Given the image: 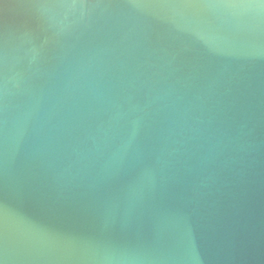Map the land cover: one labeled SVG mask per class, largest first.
<instances>
[{
    "label": "water",
    "instance_id": "1",
    "mask_svg": "<svg viewBox=\"0 0 264 264\" xmlns=\"http://www.w3.org/2000/svg\"><path fill=\"white\" fill-rule=\"evenodd\" d=\"M0 264H264V0H0Z\"/></svg>",
    "mask_w": 264,
    "mask_h": 264
}]
</instances>
